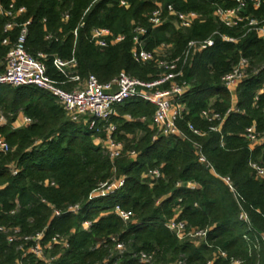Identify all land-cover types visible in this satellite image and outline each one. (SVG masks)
I'll list each match as a JSON object with an SVG mask.
<instances>
[{
	"label": "trees",
	"instance_id": "obj_1",
	"mask_svg": "<svg viewBox=\"0 0 264 264\" xmlns=\"http://www.w3.org/2000/svg\"><path fill=\"white\" fill-rule=\"evenodd\" d=\"M12 1L16 9L25 8L17 22L31 20L26 52L33 57L45 54L47 75L56 81L62 77L52 66L53 58L66 61L72 56L82 79L93 75L106 83L124 72L141 81L156 80L161 73L156 63L140 64L132 57L131 33L136 26L148 30L144 49L169 45V59L177 57L191 40L212 36L214 45L196 54L184 69V80L190 87L179 100L185 111L177 127L186 139L153 140L154 106L148 102L135 98L114 106L115 114L109 121L116 126L114 137L124 142V153L135 152L134 159L125 156L111 162L103 147L95 143L104 135L70 122L50 94L32 86H0V111L11 115L0 128V136L11 149L0 156V227L5 230L0 232V264H230L231 260L264 264V180L256 179L248 167L249 160L264 166V146L250 151L243 137L252 125L257 132H264V42L255 32H248L245 23L227 28L214 18L217 7L231 8L234 3L124 0L128 5L122 7L121 0H0V4L6 7ZM158 5L196 12L201 20L181 29L164 13V23L152 29L148 18ZM247 15L263 20L264 0L256 10L249 5ZM6 21L0 17V61L19 33L18 28L13 29L10 44L2 45L7 36L3 34ZM95 28L125 35V41L99 49L89 41ZM220 36L236 42H224ZM241 58L248 61L249 69L235 93L239 113L230 114L221 134L209 132L210 124L200 114L204 110L225 113L230 107L231 97L220 79ZM19 113L32 123L13 129L11 123ZM188 124L204 135L190 133ZM194 143L201 146L217 176L198 162ZM11 166L18 171L15 176ZM151 170H158L159 175L147 176ZM112 177L123 178V187L112 195L92 198L99 185ZM223 177L230 178L249 224L239 220V205ZM188 182L195 183L196 189L186 188ZM177 183L183 186L176 188ZM75 205L79 206L76 213L66 212ZM117 205L132 212L128 223L112 213ZM55 210L59 216L54 215ZM174 217L184 221L188 229H207L205 241L178 240L165 227ZM84 222L91 223L88 229L82 226ZM15 230L18 233L14 235ZM41 232L42 244L59 234L67 239L68 248L54 246L45 251L48 262L24 256L20 246L25 250L33 243L22 239ZM13 235L15 240L9 243L7 239ZM117 244L123 245L121 253ZM219 251L227 258H218ZM141 253L150 257L148 263L140 261Z\"/></svg>",
	"mask_w": 264,
	"mask_h": 264
},
{
	"label": "built area",
	"instance_id": "obj_2",
	"mask_svg": "<svg viewBox=\"0 0 264 264\" xmlns=\"http://www.w3.org/2000/svg\"><path fill=\"white\" fill-rule=\"evenodd\" d=\"M223 1H231L234 3V6L231 8L217 7L214 11V18L227 28H237L245 23L248 32H255L264 42V19L258 20L247 15L249 5L256 10L261 6L263 0ZM119 5L127 7L128 4L126 1L121 0ZM24 13L25 8L19 7L16 9L13 1L6 7L0 4V17H4L7 20L3 27V34L7 36L2 41V45L8 46L10 44L9 34L13 29H19L16 41L8 51L2 65V71H0V86H9L12 88L32 86L50 94L70 122L82 124L88 130L104 135V138L98 139V141H102L105 154L111 162L122 158L124 154L129 159L136 157L134 151L123 152V144L114 137L116 126L109 122L110 118L115 114L114 106L127 100L138 98L154 106L151 121L156 130V136L153 140L158 137H179L186 139L185 134L177 127V122L182 118V114L185 111L184 105L179 100L187 93L190 87L184 80V69L190 64L196 54L213 47L214 40L212 36L204 40H191L187 42L177 57L169 59L167 54L171 46L161 44L152 51L145 50L143 38L148 34V30L144 27L136 26L131 33V41L133 44L131 51L132 57L135 62L140 64L156 63L161 71L156 80L151 82L141 81L124 72H121L117 77L106 83H100L93 75L82 79L75 70L76 62L72 56L66 61L58 57L53 58L52 66L62 77V80L56 81L47 75V68L44 64L46 55L38 53L36 57H33L25 50L31 20H27L24 23L17 22L18 17ZM164 13H166L167 17H173L181 29L190 28L195 22L201 20V16L196 12L177 11L172 5H168L164 9L163 6L158 5L150 13L148 18V23L152 29L164 23L166 19L163 18ZM73 35L76 38V30L73 32ZM214 35H218V33H214ZM220 37L224 42H236L235 39L227 36ZM46 39L50 40L51 36L48 35ZM89 41L95 47L103 49L124 42L125 35H113L106 28H95L91 31ZM248 69V61L241 58L229 73L221 77V84L231 97V105L225 113L213 110H204L201 112L200 117L210 124L209 132L221 134L222 126L230 114L239 113V110L235 107V93L239 85L248 77ZM255 100H257V97ZM18 115L14 122L11 123L13 129L25 127L32 123L30 118L21 114ZM127 118L130 119L129 116ZM7 123V118L0 115V128L7 125ZM100 123H103L101 128L98 127ZM187 130L198 137L204 135L202 131L195 129L191 124L187 125ZM243 137L248 142V149L250 151H253L258 146H264V132H257L254 125L245 130ZM193 147L196 151L198 162L204 165L212 174L216 175L213 167L204 156L201 146L194 143ZM10 150L8 143L0 136V156L6 155ZM248 167L256 179L264 180L263 165L249 160ZM10 171L13 176L18 172L13 166L10 167ZM158 175V170H151L147 173V176L150 177H157ZM222 181L234 194V198L239 205V220L249 224L248 216L240 204L241 198L235 194L230 178L223 177ZM123 185V178L100 184L99 188L91 194V197L100 198L112 195L122 188ZM182 186L183 184L181 183L176 184V188H181ZM184 186L190 190H195L197 185L188 182ZM78 210L79 206L75 205L68 207L66 212L76 213ZM53 213L55 216L60 215V212L56 210ZM112 213L125 224L133 217L131 211L124 210L118 205L114 206ZM90 225L91 223L84 222L82 226L84 229H88ZM165 227L178 240L205 241L208 232L207 229H188L186 223L178 220L176 217L167 221ZM3 231H5L4 228L0 227V232ZM17 233V230L13 232L14 235ZM14 235L8 237L7 241L9 243L15 240ZM43 237V232H41L32 237L23 238L22 240L33 243L25 250L22 245L20 246L19 249L23 251L24 256L32 255L37 261L48 262L45 260V251H50L54 246L62 249L68 248L67 239L59 234L53 235L46 244H42ZM116 247L119 251L123 249L122 244H117ZM217 256L220 259L227 258L226 253L222 251H219ZM139 259L143 263L150 261V257L142 253ZM240 263L238 260H231L230 262V264ZM207 264H212V261Z\"/></svg>",
	"mask_w": 264,
	"mask_h": 264
},
{
	"label": "rangeland",
	"instance_id": "obj_3",
	"mask_svg": "<svg viewBox=\"0 0 264 264\" xmlns=\"http://www.w3.org/2000/svg\"><path fill=\"white\" fill-rule=\"evenodd\" d=\"M170 51L171 50H169V54H167V56H169L170 55ZM4 60H5V58L2 60V61H0V70H1V68H2V65H3V63H4ZM19 114H21V115H24V114H22V113H19ZM0 115H3L4 117H6L7 118V120H8V118L9 117H11V115L10 114H7V113H5V112H3V111H0ZM19 116V115H18ZM25 116V115H24ZM127 121H131V119H126ZM155 132H156V130H155ZM127 136V138L128 139H131V136L130 135H126ZM155 136H156V133H155ZM154 136V137H155ZM99 142V144L102 146V147H104V145L102 144V141L100 142V141H98ZM123 143V145H124V142H122ZM123 157H125V154H124V156ZM114 162V161H113ZM113 179L112 180H114V179H116V178H114V177H112ZM117 179H119V178H117ZM192 242H197V243H199V240H192ZM124 249V248H123ZM122 249V250H123ZM116 250H118L117 249V247H116ZM119 251V250H118ZM122 251H120V253H121ZM46 258V257H45Z\"/></svg>",
	"mask_w": 264,
	"mask_h": 264
},
{
	"label": "crops",
	"instance_id": "obj_4",
	"mask_svg": "<svg viewBox=\"0 0 264 264\" xmlns=\"http://www.w3.org/2000/svg\"><path fill=\"white\" fill-rule=\"evenodd\" d=\"M125 119H128V118H127V116L125 117ZM142 121H143V120H142ZM95 143H96V144H99V142H98V139H97V138L95 139Z\"/></svg>",
	"mask_w": 264,
	"mask_h": 264
}]
</instances>
